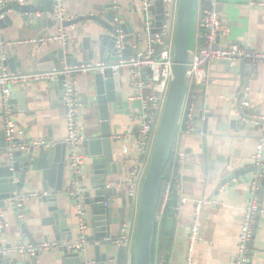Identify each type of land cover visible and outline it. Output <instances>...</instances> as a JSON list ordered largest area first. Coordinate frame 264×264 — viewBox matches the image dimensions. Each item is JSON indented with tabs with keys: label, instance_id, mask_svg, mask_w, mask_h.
Returning <instances> with one entry per match:
<instances>
[{
	"label": "crops",
	"instance_id": "0c3cea01",
	"mask_svg": "<svg viewBox=\"0 0 264 264\" xmlns=\"http://www.w3.org/2000/svg\"><path fill=\"white\" fill-rule=\"evenodd\" d=\"M254 1V5L252 4ZM258 0H222L221 13L227 35L221 39L223 46L231 43L239 44L264 53V7L257 4ZM140 0H121L118 12L122 21L131 16L135 4ZM166 3V2H165ZM113 5V0H68L65 2L67 19L75 20L85 16H100L104 18L107 7ZM56 8V7H55ZM56 10V9H55ZM19 15L14 11L8 12L12 24L0 29V40L6 45V55L14 58L19 63L18 73L37 72L39 61L48 53L60 49L66 42L62 40L50 41L42 45L33 41L43 37L55 35L59 30L57 26H44L38 19L43 14ZM77 31L68 33L72 39L77 38L82 42L85 38L95 39L102 33V26L92 20H85L77 25ZM79 32V34L77 33ZM202 32L201 10L197 5L195 26L193 32V50L199 44V36ZM71 39V40H72ZM144 49L146 43L143 42ZM110 54V53H109ZM133 57V56H132ZM82 62V58L80 59ZM100 62L99 53L94 57L93 63ZM238 67L228 64H214L210 69L209 83L205 87L197 86L190 102L195 104L193 133L177 135L175 150L172 156L171 169L176 168L177 152L186 154V160L181 168L184 176L183 194L189 199L179 212H176L174 226L170 225L172 237L168 242L163 236L156 237L154 249V264H190L189 250L192 244L193 264H234L237 254V243L242 227V215L249 201V185L253 180L255 169L253 155L259 137L264 133V126L247 122L238 115L236 101L243 87L248 88L245 95L243 110L254 117L264 119V64L250 67L246 63L237 64ZM64 67H66L64 65ZM9 70V69H8ZM92 75V76H91ZM94 72L80 73L76 77L77 88L81 93L82 107L78 113V119L85 126V139L88 136L91 116V102L94 94ZM121 92L116 94L117 101L109 104L110 124L114 137L118 140L116 148L117 158L120 161V171L116 176L108 178L110 183L121 181L116 185L118 192H125L124 183L128 179L134 163L139 159L136 149L138 124L133 118L142 112L140 100H130L131 74L128 70L122 71ZM248 82V84H247ZM56 84L55 94L52 96L50 85L44 83L27 84L12 88L15 96L14 104H10L14 111L17 124L25 130L23 141L44 139L62 143L67 135V122L63 104L62 90ZM4 101L0 92V136L4 133L3 122ZM203 113V116H201ZM207 119V132L204 136L197 131H205ZM4 136V135H3ZM207 140V159L204 154V141ZM128 148L129 152L125 153ZM0 161H2L1 149ZM35 155L40 151L35 149ZM85 156V165L82 171L84 186L91 188L93 183L90 175L89 162ZM26 153V152H25ZM28 154V153H26ZM224 159L223 161H221ZM68 169V168H67ZM239 173L238 176L233 175ZM28 177L22 195L38 194L47 195L43 188L42 174ZM108 182V183H109ZM71 177L67 170L64 180V190L58 195V207L64 210L66 217H76L75 221L80 231V217L86 223L87 216L83 207L78 205L77 199L72 197ZM94 184V183H93ZM121 198L115 195L114 208H123L126 201V229L130 233L136 227L138 205L131 201L126 192ZM18 194L16 193V196ZM44 197V196H43ZM126 198V199H125ZM218 201L222 206L203 207L195 217L196 207L201 201ZM8 203V202H7ZM258 203L264 208V183L258 193ZM25 210L20 218V213L12 207L0 208L5 219L10 224L5 237H0L5 245L13 246L20 263L31 259L32 264H66L59 247L43 249L39 256L31 255L23 258L15 248L24 244L32 246L29 239L23 233L25 225L33 235L37 247L45 244V237L49 243H57L51 229L44 226L45 219L50 217L48 207L42 199L26 201ZM80 209L83 215L80 213ZM162 219V218H161ZM161 219L158 221L160 223ZM258 226V227H257ZM197 228V237L202 241H194V228ZM113 242L103 243L101 254L107 255V264H132V250L129 244H119L117 234L119 226L112 228ZM166 230V227L163 228ZM163 232V231H162ZM122 233V234H123ZM255 239L249 264H264V215L258 218L255 228ZM90 235V234H89ZM58 244V243H57ZM94 245L86 244L83 256L88 264H95L96 251Z\"/></svg>",
	"mask_w": 264,
	"mask_h": 264
},
{
	"label": "water",
	"instance_id": "95a60500",
	"mask_svg": "<svg viewBox=\"0 0 264 264\" xmlns=\"http://www.w3.org/2000/svg\"><path fill=\"white\" fill-rule=\"evenodd\" d=\"M140 4H135L131 11V16L119 25L114 21L119 15L110 11L113 5L107 7V14L100 16H85L75 20L65 21L64 28H70L85 20L98 22L104 29V33L95 39L85 38L78 42L77 38L69 40L60 49L54 50L45 55L38 64L40 72H49L54 69L77 66L83 63H93L97 53L100 62L114 64L120 60H128L131 56L136 57V50L132 45H137L139 51L140 42L147 39V27L151 28V34L162 32V27L166 23V3L165 0H147V8H143L144 0ZM55 0H34L30 4L20 5L9 3L0 7V29L12 24L8 12L14 11L19 15L43 14L38 17L41 23L48 27H55L57 21L53 19L55 15ZM198 0H179L173 39V79L171 81L168 98L158 126L155 142L148 169L144 178L138 205V215L136 220L135 234L132 245V264H154V249L157 237L158 218L157 212L160 204L163 183L166 177V170L173 156V148L178 135V130L184 110V105L188 91V71L189 63L193 51V32ZM119 20L122 21L121 17ZM45 26V27H46ZM121 30L125 38L122 43L125 49L122 57L119 56L117 47V30ZM79 34V32H77ZM158 52V49H157ZM110 53V54H109ZM82 58L83 62L80 60ZM21 65L16 63L14 58L7 56L4 62L0 61V70L6 68L8 71L17 74ZM235 67H238L235 65ZM94 94L91 102V116L97 119H90L88 126V136L83 142L84 153L91 160L89 162L90 175L93 183L91 188L86 186L82 196L86 219V242L95 247V264H107V255L101 254L103 243L113 242L112 228L119 226L122 236L126 224V201L123 208H114L115 195L123 198L124 194L118 192L116 185L121 181L116 180L110 183L108 178L116 176L120 171V161L117 158L116 148L118 140L114 137L110 124L109 104L117 101L116 94L121 92V78L119 73L112 70L104 74L94 73L93 75ZM248 84V82H247ZM57 85L62 90L64 99L65 87L64 77H60ZM247 86V85H246ZM243 87L241 94L236 101L238 115L247 122L257 123L264 126L262 117H254L243 110L242 103H245L247 87ZM50 92L53 96L56 91V84H50ZM16 95L9 100L14 104ZM203 116V113H201ZM207 119L205 120V134L207 132ZM4 135V136H3ZM204 141L205 160L207 159V140ZM8 141L5 132L0 136V148L2 161H0V208L10 207L11 200H15L16 193L23 194L28 177L42 174L43 188L45 195L42 202L48 207L51 214L45 219L43 224L51 229L54 239L58 243L61 255L66 264H88L83 252L72 249L70 244L76 242L81 233L78 230L75 216L68 219L65 211L58 207V195L64 190V180L67 173V146L65 143H58L49 149L41 148L35 155V149L27 151H7ZM222 159L221 161H223ZM235 173L234 176H238ZM36 177V176H35ZM109 182V183H108ZM73 185L69 189H72ZM126 199V198H125ZM9 202V203H7ZM105 203L108 207H105ZM12 207L17 210L16 203ZM81 220V217H80ZM258 227V226H257ZM23 233L29 239V243L37 247L33 235L25 225L22 226ZM90 234V235H89ZM256 234V233H255ZM255 239V235L252 240ZM45 244L49 243L48 237L44 238ZM253 246L250 251V258ZM40 254L37 253L38 257ZM12 245L4 244L0 241V264H23L16 256ZM35 256V257H36ZM33 258V257H32ZM24 264H32L31 259H26Z\"/></svg>",
	"mask_w": 264,
	"mask_h": 264
},
{
	"label": "built area",
	"instance_id": "2783aa9c",
	"mask_svg": "<svg viewBox=\"0 0 264 264\" xmlns=\"http://www.w3.org/2000/svg\"><path fill=\"white\" fill-rule=\"evenodd\" d=\"M34 0H0V7L9 3H18L20 5L30 4ZM57 2L55 15L53 19L57 21L58 32L49 37H43L33 42L46 44L50 41L62 40L68 42L72 39L68 33V28L63 27L65 21H71L65 17V2L68 0H55ZM147 0H144L143 8H147ZM179 0H165L167 21L162 27V32L152 35L150 24L147 27V39L144 41L146 47L139 51L137 45L133 44L132 49L136 50V57H130L128 60H120L114 64L105 62L83 63L77 66L63 67L54 69L49 72H29V73H12L6 68L0 70V92L3 95L4 109L3 122L4 132L8 141L7 151L27 152L31 149H49L58 143L44 139H35L22 141L25 136V130L21 128L14 116L9 100L12 95V88L27 84L44 83L47 85L55 84L60 77H64L65 94L63 99L65 117L67 122V135L63 141L67 146V168L71 177L73 188L71 189L72 197L77 199L78 205L83 207V194L86 187L82 180V171L85 165V156L82 152V144L85 141V126L79 122L78 113L82 107L81 93L77 88L76 77L80 73L92 71L98 74H104L108 70L113 73L121 74L122 71L128 70L131 74V94L130 100H140L142 102V112L136 115L133 120L138 124V133L136 138V149L139 159L134 163L128 179L124 183L125 192L131 201L139 203V197L143 186L144 178L148 169L151 158L155 137L161 116L168 98L171 81L173 79V39L175 32L177 8ZM121 0H113V8L118 12L120 10ZM255 4L254 1L252 3ZM257 4L264 7V0H258ZM222 0H198V7L201 10L202 32L199 36V44L192 51L189 71H188V91L184 105V110L178 130V134L193 133L195 104L190 102L192 93L194 94L197 86L205 87L209 83L210 69L214 64H228L231 66L239 63H246L250 67L264 64V53L255 51L251 48L231 43L223 46L221 39L227 35L224 26L223 15L221 13ZM41 15V14H40ZM41 17V16H39ZM120 24L117 17L114 21ZM72 32L77 31L76 26L70 27ZM117 47L119 56L122 57V51L125 49L122 40L125 38L124 33L117 30ZM158 49V52H157ZM7 58L6 45L0 40V61L4 62ZM247 106L248 104L245 103ZM199 135L204 136L205 131H197ZM175 146L173 148L174 154ZM1 152V150H0ZM129 149H125L128 153ZM186 160V154L177 152L176 168L171 169L169 176L165 177L160 204L157 212L158 221L164 216L169 202L173 197L176 199L175 211L179 212L181 208L188 203L189 199L183 194L184 176L181 172ZM253 166L255 174L249 185V201L242 215V227L238 238L236 260L234 264L250 263V245L252 243L256 223L260 216L264 215V208L258 203V193L264 183V133L259 137L253 155ZM45 196V195H43ZM43 196L38 194L17 195L15 200L10 203H16L17 211L20 218L25 210V202L33 199H42ZM9 203V202H8ZM11 204V205H12ZM222 206L218 201H201L196 207L195 217L198 212L206 206ZM105 207L108 204L105 203ZM81 215H83L80 209ZM10 224L0 212V237H5ZM81 237L70 244L72 249L85 251L86 248V223L81 218L80 222ZM135 229L130 233L126 229L122 236L116 240L119 244H129L132 250ZM194 241H202L197 237V228H194ZM57 243L42 244L40 247L18 245L15 250L23 258L31 255L35 257L43 249L57 248ZM194 244L189 250L190 264H193L192 253Z\"/></svg>",
	"mask_w": 264,
	"mask_h": 264
},
{
	"label": "trees",
	"instance_id": "16d2710c",
	"mask_svg": "<svg viewBox=\"0 0 264 264\" xmlns=\"http://www.w3.org/2000/svg\"><path fill=\"white\" fill-rule=\"evenodd\" d=\"M171 161L169 162V165L166 170V176H169L170 170H171ZM175 205H176V199L175 197L172 198V200L169 202V205L165 211L164 216L162 217L160 223L158 224L157 229V237L163 236L168 242H170L172 237V232L170 230V225L174 226L175 223V217H176V211H175ZM166 227V230L164 231L163 228ZM163 231V232H162Z\"/></svg>",
	"mask_w": 264,
	"mask_h": 264
},
{
	"label": "rangeland",
	"instance_id": "374dc122",
	"mask_svg": "<svg viewBox=\"0 0 264 264\" xmlns=\"http://www.w3.org/2000/svg\"><path fill=\"white\" fill-rule=\"evenodd\" d=\"M139 44V47H143V43L142 42H140V43H138ZM92 76V75H91ZM123 193H125L124 191H123Z\"/></svg>",
	"mask_w": 264,
	"mask_h": 264
}]
</instances>
